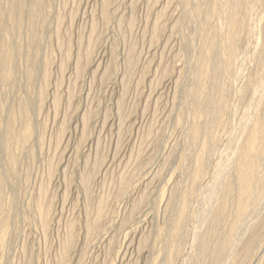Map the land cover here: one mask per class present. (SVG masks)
Returning <instances> with one entry per match:
<instances>
[{
    "label": "rangeland",
    "instance_id": "374dc122",
    "mask_svg": "<svg viewBox=\"0 0 264 264\" xmlns=\"http://www.w3.org/2000/svg\"><path fill=\"white\" fill-rule=\"evenodd\" d=\"M212 1L199 9L198 0L187 5L186 0H23L22 14L11 15L20 2L0 0V57L7 59L6 68L0 66V74L7 76L0 79V264L202 263L195 259L197 242L189 259L181 260L186 238L177 251L172 239L176 209L193 187L191 173L200 152L186 139L194 109L187 96L197 83L205 43L219 27L216 11L221 8ZM221 1L220 13L228 14L226 0ZM263 1H253L259 26L264 24ZM250 2L236 9L248 12ZM207 7L216 20L210 15L202 20ZM196 19L199 23H192ZM31 24L35 41L28 42ZM244 31L239 30V60L245 55ZM250 59L244 67L254 72L259 66ZM223 101L231 104L229 96ZM245 103L235 109L234 140ZM26 124L27 138L21 133ZM223 155L209 161L222 164ZM229 166L231 176L235 168ZM208 178L203 188L200 183L193 187L201 201ZM199 200L195 207L202 209ZM260 202L262 212H251L254 217L260 213L256 220L264 216ZM228 213L219 216L222 228L229 223ZM262 235L255 264H264V230ZM236 251L233 259L239 247Z\"/></svg>",
    "mask_w": 264,
    "mask_h": 264
},
{
    "label": "bare ground",
    "instance_id": "6f19581e",
    "mask_svg": "<svg viewBox=\"0 0 264 264\" xmlns=\"http://www.w3.org/2000/svg\"><path fill=\"white\" fill-rule=\"evenodd\" d=\"M18 1L21 4L19 3V4H17V6L11 7V9H10L11 15H13V13H15L17 15L22 14V11H23V9H22L23 2L22 1L23 0H16V2H18ZM188 1L189 0H186V3H184V4L187 5ZM204 1L205 0H198L197 6L199 7V9H201V8L203 9V6L206 5L204 3ZM253 1H256V3H257V0H253ZM253 1L250 2V0H232L230 2V0H226V6L229 8V11H228V14L225 13V15L223 14L224 12L223 13L221 12L223 14L222 15L220 13V11H224V9L222 10V8H223L222 5H225V4H223L221 0H218L217 5L219 7L218 6L217 7L219 9L221 8V10L218 11L217 10L218 8H216L217 11L216 10L215 11L218 12V14L216 13L217 17L216 16L213 17V15L211 16V13L213 14L214 11L211 9H210L211 11H208L209 7H207L206 10L204 8V10H205L204 15L205 16L201 15L202 20H204V21L206 19H208V17L210 19V16L213 18H215V17L218 18L219 24H217L218 22L216 21L217 23L215 25H218L219 27L214 32L215 34H214L213 38H211L212 33L210 34V37L207 36L210 39L207 41V43H205L206 44V51L204 50L205 52L202 53V55H200V57L198 59V66H197L198 71L196 70L197 71V75H196L197 76L196 77L197 83H196L195 87L193 88V90L191 91L190 96H187L188 103L190 102L193 105L194 109L192 108L193 113L191 112L192 115L190 116V117H192V120H191L192 123H191V125H189L190 127L186 133L187 134L186 139L190 144L196 145V146L198 145L199 146L198 148L200 149V152H198V154L196 152V158H195V163H194V167H193L194 169L191 173L193 187H194L195 183H200L201 185L197 184V186L199 185L203 188V186L205 184L203 186H202V184L207 182L206 180L208 177L210 178V179L208 178L210 180V185L207 187V195L202 199L203 202L201 201V198L198 197L199 192L197 190H195V188L197 189V187H195V188L190 187L186 191V193L184 194L183 198H181V201L178 204V207L176 209L177 211H176L175 217H174L175 223L173 222L175 232H174V236H173L174 238L172 239L173 240L172 246H173L174 250L176 249V251H177V246L179 248L178 244H181L180 242L182 240H185V238H186V240H185L186 244L182 243L184 246L180 245L182 248L184 247V249L179 250L181 253L176 252V253L181 254L180 255L181 260H183L184 258H188L190 256L189 251L191 250V248H193V246L197 242V252H195V254L197 253V255L195 256V259L200 260V262H202L200 264H243V263H245V260H247V263H248L251 257H252L251 262H253V257H254L253 255H255L254 254L255 251L259 248V246L262 245V244H260V242L263 243L261 240L262 238H260V237H263L262 234H263V230H264L263 229L264 228V216L260 218V216H261L260 215L259 219L257 218V220H256V217H258L257 215H259L260 213L257 212L259 214H256V215L254 214L256 217H254L251 213V212L256 213V210H259L258 207H261V206L258 204L264 198V196H262V195H264L263 194V192H264V189H263L264 188V171H263V168H264L263 167L264 166V82L260 80L261 79L260 76L262 74L261 72H262V69L264 67V46L262 45L263 42L260 41V34H259L262 31L261 28H260L261 29V31H260L259 27L264 26V24L259 26L260 25L259 21H258L259 20L258 19L259 14L257 15L255 12L257 17L254 15V11L258 10L259 7H258V9H256L257 7H255V5L257 6V4H255V2H253ZM258 1H260V0H258ZM207 2H208V0H207ZM216 2H217V0H216ZM249 2L253 3V5L250 4L251 6H249V9L247 8L248 12H244L242 14V11L245 10L244 8H242L243 10H240V11H238L239 8L236 9V6H235L236 4L243 3V4H246V6H247V3H249ZM259 3H258V6H259ZM13 5H15V4H13ZM180 5H181V3H180ZM213 6H214V4L212 5V7ZM260 6H261V4H260ZM36 7H37V4H36V1H34V3L31 5V9L28 10V14H29L28 16H30V18H32L33 15L35 14L34 12L36 10ZM212 7H210V8H212ZM227 7H226V10L228 9ZM187 9H189V8H187ZM191 10L192 9H190V11H187V12L183 11L184 12L183 14H185V13L188 14V12L192 13ZM201 13H202V11H201ZM196 14H198V13H196ZM199 14H200V12H199ZM11 15H9V16L11 17ZM194 16H195V14H194ZM216 18L214 20H216ZM198 19H200V18L198 17ZM191 21H192V19H191ZM263 21H264V19H263ZM195 22L199 23V21L197 19H196V21H194L192 23H195ZM209 22H211V21H209ZM205 23L207 24L208 22H205ZM205 23H202V24L205 25ZM260 23H261V21H260ZM244 27H245V31H246V35L244 34L245 39H246V46L244 45L245 46V53L244 52L243 53L246 56L245 55L240 56L241 58L239 60V57H238V54H239L238 53V51H239L238 50V42L240 40L239 30L242 29V31H244V29H243ZM199 29L201 30V27ZM204 30L206 31V29H204ZM263 30H264V27H263ZM89 31H90V29H89ZM192 32H194V30ZM15 33L17 35H20L19 28L16 29ZM262 33H263V31H262ZM208 34H209V32H208ZM198 35H199V33H198ZM29 36H30L31 41H28V42H33V40L35 39V36H34V30H33L32 24L30 25V28H29ZM262 37L264 38V35ZM169 38L170 37H168V39ZM202 39H204V38H202ZM243 41H244V38H243ZM260 42H261V44H260ZM29 44H31V43H29ZM30 48H31V46H30ZM242 50H243V47H242ZM17 52H20V50H18ZM30 56L32 57L31 53H30ZM251 57H253V59L257 63V66H259V67H257V69L256 68L254 69L252 67L254 69V72H252L253 70H251L250 68H249L250 71H247L248 68L244 67L245 59H247V58L250 59ZM192 58H193V56H192ZM28 59H29V57H28ZM237 59H238V61H236ZM31 60L33 61L32 58H31ZM191 61L192 60H190V62ZM29 62H30V59H29ZM30 63H32V62H30ZM6 64H7V59L3 55L0 57V66H2V68H3L6 66ZM189 68L191 69V67H189ZM193 72H194V70H193ZM44 73H45V70H44ZM263 74H262V76H263ZM165 75H167V74H165ZM45 76L47 77V75H45ZM45 76L43 77V79L45 78ZM196 78L194 77V79H196ZM0 79L2 81H5L7 79V76L5 75V73L1 72ZM208 81L210 83V86H209V83L207 85ZM191 83H189V84H191ZM194 84L192 83V85H194ZM190 88L191 87H189V89ZM43 89H44V87L42 88V91H44ZM183 90H184V88H183ZM43 93H42V95H43ZM225 95H226V97H225ZM228 96L231 98V104L229 103L230 104V105L228 104L229 106L225 103L226 100L223 101L224 99H227ZM35 100H36V98H35ZM26 102H25V104H27ZM242 102H246V103H245V108H243V106H242V109H244V111H243L241 118H239L241 120H237L238 123L239 122L241 123L240 134H239L238 139L234 140L232 138V129L234 127V124H232V123H234V122H232V121L234 120L236 106L239 104L238 105V107H239L240 105H242ZM29 105H32V104H29ZM182 105H184V104H182ZM25 107H24V109H25ZM181 110H183V109H181ZM181 113H183V111ZM22 115H24V114L22 113ZM225 125H226V128L224 127ZM235 129H236V127H235ZM29 131H30L29 125L26 124L24 129L21 131V133L23 136L25 135V138H27V134L29 133ZM7 133L10 134L9 128L7 130ZM116 143H117V141H116ZM181 152H183V151H181ZM222 153L223 154L225 153V159H224L225 161L220 162L222 164H215V162H216L215 160L217 158L224 156ZM184 155L185 154L180 155L182 159H183ZM185 157H186V155H185ZM210 157L216 158V159L215 158L213 159L214 163H213V161L212 162L209 161ZM183 161H184V159H183ZM208 162L210 164L213 163L212 167L210 166L211 168H207ZM230 163H232L233 168H235V170L233 171L234 174L231 176L228 175V166ZM260 167H262V169ZM229 169H230L229 171H231V173H232V170H231L232 167H230ZM117 174H119V173H117ZM124 175H125V172H124ZM148 180H147V182H148ZM190 183H191V181H190ZM204 190L206 191V189H204ZM262 190H263V192H262ZM212 197L213 198L216 197V200L219 201L217 203L218 205L216 207L214 206V202H213V200L215 198L212 199ZM193 199L194 200L200 199L198 204H200L202 202L200 204L201 206L203 205V207H201L202 209H200V207H198V208L195 207V206H199V205L195 204V203H197L196 200L194 201L195 203H193L195 205L194 207L197 208L198 211L200 210L197 213L199 216H197V214H195L197 209L195 210L193 205L191 204V201H193ZM210 200H211V203L209 202ZM217 201H215V204ZM260 203L264 204V201H263V203L262 202H260ZM211 204H212V206H210ZM229 204L231 205L230 210L228 209ZM261 209H262V207H261ZM201 210H202V212H201ZM225 212L226 213L229 212L228 215H230V220H229L228 225L225 226L224 228H222L219 225V216L222 217ZM260 212H262V210ZM250 213L255 219H253V217L252 218L250 217L251 216ZM248 216L251 218L252 221L249 219ZM156 217H157V215H156ZM254 220H256L257 222L256 221L253 222ZM202 226H204V227H202ZM201 229H203V231H201ZM87 230H86V232H87ZM90 231H91V229H90ZM247 231H249V232H247ZM261 232H262V234H261ZM245 233L248 234V236ZM244 234L246 235V237L243 239ZM238 247H239V251H238L236 257L233 259L232 256L235 255V252H237L236 250ZM261 247H263V246H261ZM259 250H261V252H262V249H259ZM135 252H137V250ZM192 253H193V251H192ZM256 253L259 254L258 250L256 251ZM195 254H192V255H195ZM190 258H192V257H190ZM195 259H192V260H195ZM191 262H193V261H191ZM178 263H179V261H178ZM198 263L196 261V263L193 262L191 264H198ZM255 263L256 262H253V264H255Z\"/></svg>",
    "mask_w": 264,
    "mask_h": 264
}]
</instances>
